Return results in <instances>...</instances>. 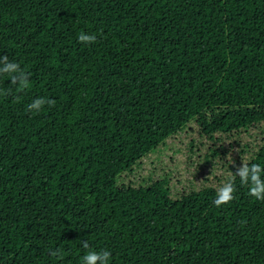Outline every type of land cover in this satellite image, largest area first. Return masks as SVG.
<instances>
[{
  "label": "trees",
  "instance_id": "1",
  "mask_svg": "<svg viewBox=\"0 0 264 264\" xmlns=\"http://www.w3.org/2000/svg\"><path fill=\"white\" fill-rule=\"evenodd\" d=\"M2 56L0 264H264V0H0Z\"/></svg>",
  "mask_w": 264,
  "mask_h": 264
},
{
  "label": "clouds",
  "instance_id": "2",
  "mask_svg": "<svg viewBox=\"0 0 264 264\" xmlns=\"http://www.w3.org/2000/svg\"><path fill=\"white\" fill-rule=\"evenodd\" d=\"M78 40L81 43H94L96 41V36L94 34H87L85 32H80ZM0 76H9L12 81V86H14L17 91H23L29 87L31 75L22 66L15 62L10 61L8 56L0 57ZM11 91V89H9ZM55 101L46 98L35 99L32 103L28 105L29 111L39 112L44 105H53ZM238 151V150H237ZM232 158L231 153L229 154ZM233 159V158H232ZM234 164V161H233ZM241 182L245 185H250L249 195L256 198L257 200H264V167L258 164H252L249 166L247 163L243 162V165L235 173ZM236 189L232 182L225 183L217 191L214 204L219 207L229 202L233 201L234 193ZM83 246L88 248L87 242H83ZM54 256H60L59 250L51 253ZM111 258V253L109 251H89L83 257V264H109Z\"/></svg>",
  "mask_w": 264,
  "mask_h": 264
}]
</instances>
